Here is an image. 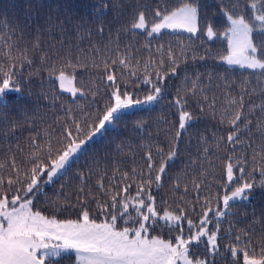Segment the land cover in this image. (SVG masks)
<instances>
[{
    "label": "trees",
    "instance_id": "obj_1",
    "mask_svg": "<svg viewBox=\"0 0 264 264\" xmlns=\"http://www.w3.org/2000/svg\"><path fill=\"white\" fill-rule=\"evenodd\" d=\"M162 2L163 0H148L153 7ZM168 2L171 8H176L189 0H168ZM198 2L201 16L205 17L201 20V25L211 23L216 32V36L212 39H208L204 31L193 36L183 31L162 30L161 33L149 37L143 30L131 29L133 12L128 9V5L134 4L135 0H120L119 10L123 14L118 20H114L117 9L112 6L113 0H0V62H3L5 67L8 66L7 58L3 55L9 50L3 39L5 35L10 36L11 41L15 42L11 49L13 56L24 52L26 48L27 56L32 60L31 65L25 64L22 69L23 74L19 77L20 91L7 93L8 105L3 111L8 114V123L5 124L0 120V163L5 164L3 172L5 178L12 174L10 157L14 156L17 164L24 166L25 158L32 150L30 134L40 133L38 139L42 141L45 133L55 128L54 135L58 138L64 124L71 123L65 118L62 105L65 108H72L78 120L82 119L81 111L94 110L96 105L92 104V91L97 87L101 90L105 87L98 79L106 75L103 63L105 59L111 64V60H118L121 55L127 53L139 77V79L126 77L129 90H134V86L138 87L137 95L142 97L151 87L141 82L145 74L143 68L145 63L163 58L166 63L162 70L167 71V49L171 48L173 52L179 54L187 48L189 52L187 64L180 62L177 74L166 77L164 82L166 92L163 98L153 106L130 110L111 126L106 127L98 137L90 140L52 182L42 185L43 191L34 198V210H40L47 216H56L57 219H77L78 214L73 209L56 212L55 206L48 201H57L59 206L75 204L77 189L83 183L80 179L81 174H84L88 187L95 193L97 192L95 185L100 174L106 171L104 183L107 187L108 179L116 167L121 173H129L127 182L132 184L129 194L134 195L136 184L133 181L139 180L140 177H133L132 169L135 168L139 172L144 168L145 153L149 150L153 152L157 167L160 160L167 157L170 144L166 131L171 129L174 135L178 128L179 107L171 105L177 95L187 100L185 110L190 111L194 119L182 131L178 155L167 164L162 187L157 192L153 185L157 213L162 216L167 210L179 214L178 208H185L188 218L199 222L200 205L197 204L195 212L191 210V204L196 196L193 176L197 181L204 180V186L199 193L201 203L206 196L213 198L218 192L220 195L224 194L217 182L221 179L224 163L231 154V148L226 139L219 141V146L217 141L220 137L226 138L229 131L233 130L228 121L233 118L236 106L230 102L234 98L238 99L242 91H247L252 94L244 96L245 107L242 111L252 121L249 126L251 131L243 132L240 138L242 141L252 143L253 146L262 143L260 132L257 130L258 118H261L262 114L259 109L249 112L250 104L260 103V85L257 83L258 73L255 70L230 66L221 59L227 54V41L222 34L230 25L226 16L220 12V0H198ZM225 3L230 5L231 0H225ZM240 3L243 7L244 0H240ZM105 4L107 7H102ZM245 15L248 18L246 13ZM69 16L73 23L66 25L65 31L61 32L56 27L49 30V25H55L59 20H66ZM48 17L52 19L48 20ZM152 22L150 14L149 27ZM76 24L80 25L78 30L75 28ZM99 25L104 27L102 35L97 31ZM116 29H119L118 41ZM259 35V33L254 34L257 43H259ZM37 40L39 47L34 50L33 45ZM93 46L99 51H94ZM158 48H161L160 52L157 51ZM193 50L197 53L196 60L191 59ZM207 51L211 54L207 55L205 60H200L199 56L206 55ZM69 53L76 67L66 69V74L72 77L73 88L80 89L84 95L77 92L74 96L72 92L60 88L57 76ZM45 54L47 60L41 61V56ZM93 61L99 64L98 68L91 66ZM137 61L140 62L138 66ZM53 62L57 71L55 75L50 76L48 69L52 67ZM84 64L88 66L80 67ZM156 66H150L148 71L151 72ZM112 70L120 80L121 66L114 65ZM196 72L201 74L200 87L203 92L192 95L188 93L191 85L185 87L184 78L186 74L194 78ZM261 83L264 84V80ZM252 89L256 91L253 93ZM186 93L188 94L185 96ZM43 94H47L49 98L45 100ZM104 99L103 96L97 97L98 104L103 105ZM200 104L204 105L203 111ZM161 120L167 123H162ZM13 121L18 125L14 133L10 131ZM87 131L85 126V134ZM5 136H7L6 140ZM17 144L23 152L17 150ZM60 146L57 140L52 141L54 149ZM157 147L164 150V157L155 155ZM204 148L208 151L204 152ZM246 150L251 155V150L246 149L244 145L237 147L236 154L240 155ZM193 160L197 163L192 164ZM204 169L207 170V174L202 177L200 174ZM256 176L259 179L258 173ZM176 183L180 185L179 190L173 187ZM61 185H63L62 189ZM185 185L188 187L187 195H184ZM162 199L165 203L161 202ZM211 206L213 208L217 206L214 199ZM91 209L94 218L103 219L95 213V204H91ZM209 217L211 220L209 227L214 228L216 223L214 214L210 213ZM119 223L120 226H124L122 221ZM220 225L218 243L221 255L216 257L217 264H242V254L233 261L226 246L236 245L242 248L243 232H247L251 240L249 256L260 258L261 248H264V189L255 188L246 201L230 202V211L220 219ZM230 226L231 230H229ZM180 229H183L187 235L186 220H182L180 228L173 229L171 233L169 228L160 222L154 230L149 229V235L160 236L163 239L171 238L175 243L174 237ZM237 232L241 233L239 244L234 239ZM203 250L202 244L190 249L198 256ZM56 261L58 264H75V254L63 252Z\"/></svg>",
    "mask_w": 264,
    "mask_h": 264
},
{
    "label": "snow or ice",
    "instance_id": "obj_2",
    "mask_svg": "<svg viewBox=\"0 0 264 264\" xmlns=\"http://www.w3.org/2000/svg\"><path fill=\"white\" fill-rule=\"evenodd\" d=\"M112 6L117 9L114 20H118L123 14L119 10L120 0H113ZM102 7H107V4ZM128 9L133 12L131 29L143 30L149 37L161 33L162 30L183 31L193 36L204 31L208 39L216 36L211 23L201 25V20L205 17L201 16L198 0H189L176 8H171L168 0H163L155 7L149 4L148 0H135L134 4L128 5ZM220 12L226 16L230 25L222 34L227 41V54L221 59L230 66L248 68L258 73L257 83L260 85L261 100L259 104H250L249 112L259 109L262 114L257 123L262 143L259 146H253L252 143L242 141L240 138L243 132L251 131L249 126L252 121L245 116L242 109L245 107L244 96H251L252 93L242 91L238 99L234 98L230 102L236 106L233 118L228 121L233 130L229 131L226 138L220 137L217 141V146H219V141L226 139L231 148V154L227 156L224 163L221 179L217 182L224 194L220 195L218 192L213 198L206 196L201 203L199 193L204 186V180L197 181L193 176L196 196L191 204V210L195 212L197 204L200 205L199 222L188 218L185 208H178L179 214L167 210L162 216L157 213L156 196L152 191L153 185L157 192L162 187L165 182L163 177L166 174L167 164L178 155L182 131L194 119L193 114L185 110L187 100L177 95L171 105L179 107L178 128L174 135L171 129L166 131L170 144L167 157L161 159L157 167L153 152L149 150L145 153L144 168L139 172L135 168L132 169V176L140 177L139 180L133 181L136 184L134 195L129 194L132 187V184L127 182L129 173H121L116 167L108 179L107 187L104 183L106 171L100 174L95 185L97 189L95 193L88 187L84 174H81L80 179L83 183L77 189L75 204L59 206L57 201H48L55 206L56 212H63L68 208L73 209L78 214L77 219H57L56 216H47L40 210H34V198L43 191L42 185L52 182L95 135L102 133L107 125L113 124L130 110L153 106L163 98L166 92L164 87L166 77L177 74L180 62L187 64L189 52L187 48L179 54L173 52L171 48L167 49V71L162 70L166 63L163 58L159 61L153 59L145 63L143 65L145 74L141 82L151 87L142 97L137 95L138 87L134 86V90H129L127 78L139 79V77L127 53L121 55L118 60H111V64L105 59L103 63L106 75L98 78L105 87L103 90L97 87L92 91V104L96 105L93 111H81L82 119L78 120L72 108H65L62 105L65 118L71 123L64 124L63 131L58 134V138L54 135L55 128L51 132H46L42 141L38 139L40 133L30 134L32 150L27 154L24 166L18 165L14 156L10 157L12 174L7 175V178L3 174L5 164L0 163V264H54V262L58 264L56 258L61 257V254L68 250H74L75 264H178V262L179 264H217L216 257L221 255L218 243L221 233L220 219L226 216L227 211H230V202L246 201L252 190L264 189V84L261 83L264 80V0H250V2L244 0L243 7H241L240 0H231L230 5L226 4L225 0H220ZM150 14L153 22L149 27ZM51 19L48 17V20ZM72 23V18L69 16L66 20H59L55 25H49V30L56 27L63 32L66 30V25ZM75 28L78 30L80 25L76 24ZM97 31L102 35L103 25H99ZM116 32L118 41L119 29H116ZM256 33L260 34L259 43L256 42L254 36ZM109 35L111 36V31ZM3 39L9 50L3 53L7 58L8 66L5 67L4 63L0 62V120L7 124L8 114L3 111V108L8 105L7 93L20 91L19 77L23 74L22 69L25 64L31 65L32 60L27 56L26 48L24 52L13 56L11 49L15 42L11 41L8 35H5ZM38 47L39 40L33 45L34 50ZM93 50L99 51L94 46ZM157 51L160 52L161 48ZM210 54V51H207L206 55H200L199 59L205 60ZM191 59H197L195 50L191 52ZM46 60V54L42 55L41 61ZM117 64L122 69L120 80L112 70V66ZM139 64L140 62L137 61V66ZM152 65L157 66L149 72L148 69ZM87 66L86 64L80 65V67ZM91 66L98 68L99 64L93 61ZM75 67L76 65L71 60V53H69L68 59L59 69L57 76L61 89L65 88L66 83H71L72 77L66 74V69ZM48 71L50 76L56 74L55 62ZM184 83L185 87L188 84L191 85L188 93L192 95L203 92L200 87L201 74L199 72L194 74V78L186 74ZM66 90L72 92L74 96L77 92H81L80 89L75 88ZM255 91L256 89H252L253 93ZM81 95L84 93L81 92ZM100 96L105 98L103 105L97 102V97ZM43 98L47 100L49 97L43 94ZM199 106L203 111L204 105ZM161 122L167 123L165 120ZM221 123H223V117H221ZM17 126V123L13 121L10 131L14 133ZM85 126L88 129L86 134ZM4 139L6 140L7 136ZM53 140H57L61 146L54 149ZM241 145L250 149L251 155L247 150L237 155V147ZM17 150L23 152L18 144ZM203 151L207 152L208 149L204 148ZM155 155L164 157V150L157 147ZM191 163L196 164L197 161L193 160ZM256 173L259 174V179ZM206 174L207 170L204 169L200 175L203 177ZM173 187L179 190L180 185L176 183ZM62 188L63 185H61ZM187 191L188 187L185 185L184 195H187ZM99 197L108 199L103 200ZM213 199L217 205L215 208L211 206ZM161 202L165 203L163 199ZM221 203L222 207H220ZM91 204H95V213L103 219L98 220L93 217ZM210 213L214 214L216 220L214 228L209 227ZM182 220L187 221V235L183 229H180L174 237L175 243L171 238L163 239L160 236L149 235V229L154 230L160 222H163V226L168 227L171 233L173 229L180 228ZM120 221L124 226H120ZM242 234L244 236L242 248L236 245L226 246L233 261H236L242 254V264H264V248H261L259 259L250 258L251 240L247 232ZM234 239L239 244L241 233L237 232ZM201 244L204 246L201 255L198 256L190 251Z\"/></svg>",
    "mask_w": 264,
    "mask_h": 264
},
{
    "label": "rangeland",
    "instance_id": "obj_3",
    "mask_svg": "<svg viewBox=\"0 0 264 264\" xmlns=\"http://www.w3.org/2000/svg\"><path fill=\"white\" fill-rule=\"evenodd\" d=\"M67 88H73V86H72V82L69 84V83H66V85H65V88H64V90H66ZM67 91V90H66ZM145 107H148V106H145ZM112 124H109V125H107L106 127H108V126H111ZM101 134V133H100ZM100 134H97V135H95L92 139H94V138H96V137H98ZM91 139V140H92ZM85 147V146H84ZM83 147V148H84ZM82 151V150H81ZM74 158V157H73ZM66 252H73L74 254H75V252H74V250H68V251H66ZM250 258H252V257H250ZM257 259H259V258H257ZM178 264H179V262H178Z\"/></svg>",
    "mask_w": 264,
    "mask_h": 264
}]
</instances>
